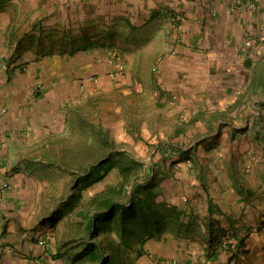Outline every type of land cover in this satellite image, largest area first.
I'll use <instances>...</instances> for the list:
<instances>
[{"label": "crops", "instance_id": "obj_1", "mask_svg": "<svg viewBox=\"0 0 264 264\" xmlns=\"http://www.w3.org/2000/svg\"><path fill=\"white\" fill-rule=\"evenodd\" d=\"M232 1L0 0V174L11 183L0 198V264L58 263L54 233L49 237L46 226L26 227L39 224L38 206L51 205L52 193H71L58 205H79L73 197L79 177L84 205L89 167L75 173L41 161L48 162L51 154L59 159L60 149L75 136L73 125L81 142L89 144L84 84L91 74L104 84L109 70L107 61L93 65L85 55L39 61L36 51L45 46L43 40L37 43L39 32L71 29L75 37L85 32L102 40L110 28L129 68L112 84L121 88L119 94L136 91L150 100L147 121L158 147L153 156L162 164L138 184L149 193L159 186L157 202L164 204L170 223L143 244L136 240L131 264H264V150H256L248 135L230 134L216 117L230 115L228 125L237 129L246 125L244 112L223 111L249 75L240 59L223 58L229 38L238 34L235 18L246 16L231 7ZM171 15L181 20L171 21ZM17 44L24 50L16 53ZM204 46L214 49L201 58ZM206 81L213 90H205ZM72 108L81 114L76 117ZM190 129L199 137H187ZM159 133L167 138L158 142ZM207 195L214 197L212 205H220L219 212L211 211ZM36 238L54 249L45 250L33 242Z\"/></svg>", "mask_w": 264, "mask_h": 264}, {"label": "rangeland", "instance_id": "obj_2", "mask_svg": "<svg viewBox=\"0 0 264 264\" xmlns=\"http://www.w3.org/2000/svg\"><path fill=\"white\" fill-rule=\"evenodd\" d=\"M231 7L235 10L238 9L239 13L246 12V16L239 17L240 22L235 18L238 34H234L229 38L228 47H230V50L229 52L224 50L223 58L230 56L227 59L229 61L240 59L242 69L248 70L249 75H244V83L240 95L237 98H232L225 105L227 109L223 111L239 110V113L244 112L243 123L246 125L244 127L241 125V128L237 129L235 125H228V123L231 125L233 121L229 118L230 115L222 113L217 114L216 117L223 122L221 125L224 128L226 126L230 127V134L248 135L256 140V150H264V0H234L231 3ZM180 20H176V22ZM246 21H249L250 27L248 29ZM196 22H199V20H196ZM72 33L71 29L40 31L36 40L37 43H39V40H43L45 46L40 49L41 47L39 48L35 43L34 46L40 49L36 51L38 60H49L53 56L73 60L80 55H85L92 61L93 65H100L104 60L107 61L109 70L108 72L106 71V82L104 84L101 82L102 80L98 83L96 80L97 75L95 74H91L90 78L88 77L87 79V83L84 84V90L87 92V97L84 101L89 107L88 126L87 121H84V123L86 128L89 129V144H86L85 139L84 142H81V132L75 129L78 126L73 125L74 129H72V132L75 136L68 140L64 148L60 149V157L58 155L55 156V158L58 157L59 159H53L54 155L51 154V159L48 162L41 161V163L43 165L49 164L52 168L59 171L72 169L76 173L77 170L80 171L82 168L86 169L88 167L90 171L96 163L100 164L106 161L115 163L123 156V160L130 163L132 161L135 162L137 168L125 171V173L118 166H114L107 171H101V174H104V178L100 182L84 188V205H80L82 194L78 183L76 184L77 189L75 188L76 185H74L73 197L79 200V205H58L64 198L69 200L71 193L67 192V194H62L61 196H58L60 194L58 192L52 193L51 205L38 206L42 210L41 215H38L42 220L37 219L39 224L35 226L32 224L28 225L26 229L34 231V229L46 226L47 229L45 231H47L48 235L49 233H54V248L59 253L56 259L58 263L56 264H102V260L99 261L92 257V250L95 249L90 247V244L94 241L90 238L95 227L93 222L92 231L89 229L90 220L92 215L97 213L96 209H98L95 200L101 201L107 196H111L113 199H117L118 203L129 202L132 196L139 197L138 195H133V193L135 194V191L140 188L141 199H146L149 196L154 199V202L158 203L157 196L161 192L159 186L157 185L155 192L149 193V191L146 192L145 187L142 188L138 183L145 182L148 179V177H145L146 174L148 175L153 169L157 170V167L161 169L162 164L161 159L157 160L159 158L158 155L153 156L154 151L157 153L158 147L155 145L151 129L153 123L149 125L147 121V111L151 109L150 100L144 96L136 95L137 92L135 90L131 94L123 91L119 94L121 88H117L112 84L115 79H119L129 72L128 65L122 58L123 51L120 50L115 41L113 42L112 38H115L116 35L114 29H107L102 35V40H99L96 34L88 35L84 32L75 37ZM9 37L12 41L13 36L9 35ZM35 37L32 36V41L35 40ZM203 38L204 35L197 42L202 44ZM27 44L34 43L28 42ZM202 49L205 50V53L201 58H204L208 56L207 52H211L214 48L204 46ZM13 50L16 53L23 51V45L17 44ZM212 84L206 81L205 90H213ZM71 111L75 112L74 115L76 117L81 114L76 112V108H72ZM85 114L87 113H84V119ZM187 137L197 138L199 133L197 134V130L192 131L190 129ZM165 138H167L166 135L164 136L162 133H159L156 137L158 142ZM256 150L255 153L251 152V154H254L253 160L256 158ZM123 153L125 155H122ZM253 160L251 161L254 162ZM170 165L173 166V164ZM79 179L81 178L79 177ZM54 182L55 178L51 177L49 180L50 185H53ZM213 200L214 197L207 195V202L211 211L219 212L217 208L220 209L221 207L220 205H212ZM88 201L89 205H85V203L88 204ZM185 203L187 204L188 202ZM87 215L89 217L88 226L85 220ZM106 219L108 220V218ZM168 224L170 225L166 221L165 225ZM234 224L231 223L229 228H233ZM229 232L234 233V231ZM133 238L140 240L134 234H129L125 239L127 244L122 242L113 227L105 234L99 235L97 241L101 247L104 246L106 249V251L101 253L109 257L108 264L110 262L112 264H131L129 256L135 250V245H137ZM33 242L45 246L47 251L54 249L48 247L49 242L45 240L38 241V238H36ZM227 243L234 250L229 240H227ZM221 244L226 246L225 242H221Z\"/></svg>", "mask_w": 264, "mask_h": 264}, {"label": "trees", "instance_id": "obj_3", "mask_svg": "<svg viewBox=\"0 0 264 264\" xmlns=\"http://www.w3.org/2000/svg\"><path fill=\"white\" fill-rule=\"evenodd\" d=\"M122 155L125 154L123 153ZM114 166H118L123 173L130 169L137 168L135 162L132 161V163H130L129 161H125L123 160V156L115 163L111 161L102 162L100 164L96 163L90 169L88 178L83 179V187L87 188L94 183L100 182L104 178V174H101V171H107ZM77 183L78 186L81 187L82 179H78ZM140 190L139 188L135 191V194L133 193V195H138L139 197L132 196L129 202L118 203V200L113 199L111 196H107L101 201L95 200L98 209H96L97 213L93 214L90 220L89 229L91 231L93 222L95 223L90 238L94 241L90 244V247L95 249L92 250V257L99 261L102 260V264H108L109 257L101 253L102 251H106V249L104 246L101 247L97 239L99 235L105 234L109 229L114 227L119 235V239L126 244L127 241L125 239L129 234H134L135 237L140 238L139 243L143 244L145 239L160 234L164 229L165 222L168 219L162 210L163 208L161 205L164 204L154 202V199L149 196L146 199H141ZM112 194H114V192H112ZM128 204L129 206H127ZM170 217L171 216H169V218ZM106 218H108V220ZM144 236H146V238H143ZM135 242L137 241L135 240ZM109 264H112V262Z\"/></svg>", "mask_w": 264, "mask_h": 264}, {"label": "built area", "instance_id": "obj_4", "mask_svg": "<svg viewBox=\"0 0 264 264\" xmlns=\"http://www.w3.org/2000/svg\"><path fill=\"white\" fill-rule=\"evenodd\" d=\"M171 21H175L179 20L177 15H171L170 16ZM7 67V64L4 65V68ZM2 145L0 144V149H1ZM11 190V183L9 181V179L7 177H5L4 175L0 174V198H5L8 193Z\"/></svg>", "mask_w": 264, "mask_h": 264}]
</instances>
